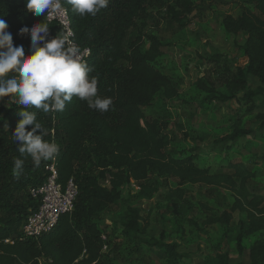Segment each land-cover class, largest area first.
<instances>
[{
  "label": "trees",
  "instance_id": "1",
  "mask_svg": "<svg viewBox=\"0 0 264 264\" xmlns=\"http://www.w3.org/2000/svg\"><path fill=\"white\" fill-rule=\"evenodd\" d=\"M241 1L248 6L244 5L236 16L225 15L222 25L230 34L246 35L242 50L248 62L234 70L224 67L226 94H214L216 90L201 79L196 84L208 94L205 99L210 101H231L240 92L244 93L238 100L248 103V114L258 109L256 118L260 129H264V85L256 91L248 88L251 75L262 76L264 83V0ZM61 2L68 11L74 40L80 48L91 50L86 64L90 75L97 77L98 95L111 98L113 103L108 111L100 112L74 97L63 111L54 114L28 109L37 112V119L47 130L44 138L60 146L54 156L58 181L66 186L73 178L79 190L74 211L64 214L50 233L34 239L24 238L21 227L40 205L31 192L45 181L47 165L53 158L35 167L30 156H20L12 139L21 119L20 106H8L7 96L0 99V264H39L43 256L54 264H111V254L102 250L105 244L109 246L100 228L106 211L113 205L129 206L121 227L131 238L137 237L140 220L145 219L140 207L122 197L121 188L132 183L139 187L140 200L153 198L164 187L166 200H184L186 184L206 186L209 194L228 191L233 201L221 213L209 203L200 205L206 212L203 224L228 225L235 212L244 213L246 222H240L242 232L237 237L238 251L243 253L244 235L264 231V196L249 185L254 171L242 162H229L213 170L198 161L197 147L190 152L178 149L177 134L168 120L161 115L146 116V111L154 107L156 97L165 102L178 101L181 97V82L157 66L164 53L163 42L146 32L148 20L154 19L148 8L161 0H108L107 7L96 15L83 18L73 13L64 0ZM25 4L26 0H0V19L8 24L7 31L14 43L25 45L27 55L30 54V33L20 34L19 30L42 22L46 12L36 16ZM46 22L50 25L49 38L61 35L58 23ZM168 116L171 118L170 113ZM242 122L243 116H237L233 130L222 140H216V144L235 143L250 135L252 130L242 128ZM15 158L24 159L19 178L12 174ZM170 179L175 181L174 186L169 184ZM142 242L163 250L168 264L183 259L175 243L157 242L155 238ZM140 249L137 247L136 259ZM249 259L250 264H264V241L249 249ZM204 264L232 263L227 252H218Z\"/></svg>",
  "mask_w": 264,
  "mask_h": 264
},
{
  "label": "rangeland",
  "instance_id": "2",
  "mask_svg": "<svg viewBox=\"0 0 264 264\" xmlns=\"http://www.w3.org/2000/svg\"><path fill=\"white\" fill-rule=\"evenodd\" d=\"M244 5L241 0H161V3L148 8L154 19L148 20L146 32L158 36L164 44V53L157 66L163 73L179 80L182 87L178 102H165L156 97L154 107L146 111V116L161 115L168 120L177 134L176 143L180 148L189 151V148L198 146L202 160H210L214 167L222 161L224 152L234 161H247L264 154V130L258 129L260 122L256 118L258 109L246 113L248 103L238 100L244 93L237 94L235 102L239 106L235 104L232 108L230 100L205 99L208 94L196 84L201 79L216 90L214 94H226L224 67L234 70L246 64L247 58L242 50L246 35L242 32L230 34L222 25L225 15L240 14ZM158 19L160 23L156 24ZM146 42L148 46L149 42ZM263 85L262 76H249L250 90L256 91ZM258 98L260 100V95ZM237 116H243V127L252 129L253 137L240 138L228 151L222 148L228 146V142L216 144V140H222L233 130ZM185 135L191 138L192 143ZM255 169L253 183L261 188L264 195V165ZM169 184L174 186L175 181L170 179ZM183 188L187 192L185 199L174 198L172 201L165 199V187L153 198H143L142 201L138 198L139 187L135 183L121 188L122 197L129 199L133 206L140 207L145 219L140 220L137 237L131 238L123 233L121 227L129 206L113 205L106 211L100 228L109 243L111 264H168L167 254L162 255L163 250L142 242L151 238L157 242L177 244L176 251L183 254V259L175 264H204L218 252H227L232 264H250L249 249L264 241V231L244 235V251L240 253L237 237L242 232L240 222H246V215L235 212L228 225H204L206 212L200 206L209 203L219 214L233 201L230 193L219 191L209 194L203 185L186 184ZM137 247L141 248L138 259L135 257Z\"/></svg>",
  "mask_w": 264,
  "mask_h": 264
},
{
  "label": "clouds",
  "instance_id": "3",
  "mask_svg": "<svg viewBox=\"0 0 264 264\" xmlns=\"http://www.w3.org/2000/svg\"><path fill=\"white\" fill-rule=\"evenodd\" d=\"M64 2L82 18L96 15L108 4V0ZM25 6L36 16L45 12L47 15L31 28L27 25L20 28V34L30 33V54L27 55L25 45L14 43L7 31L8 24L0 19V99L7 96L8 106H20L21 119L12 139L20 156H30L34 166L39 167L42 161L54 158L60 146L44 138L47 130L37 119V112L29 108L54 114L63 111L75 97L86 101L90 109L106 112L113 101L98 95L97 77L91 76L88 65L81 61L79 48L69 39L72 33L49 38L50 25L46 21L61 9V0H26ZM23 166V158L14 159L12 174L16 178L21 176Z\"/></svg>",
  "mask_w": 264,
  "mask_h": 264
},
{
  "label": "built area",
  "instance_id": "4",
  "mask_svg": "<svg viewBox=\"0 0 264 264\" xmlns=\"http://www.w3.org/2000/svg\"><path fill=\"white\" fill-rule=\"evenodd\" d=\"M48 21L56 22L60 25L61 35L73 34L69 39L79 48L81 61L87 63L91 56V50L90 48H80L74 40L71 20L66 7L62 4L61 9L58 12H54ZM61 22H63V26ZM52 133H54V130H52ZM57 165V159L54 157L47 165L45 181L40 187L33 189L31 192L33 198L40 201V205L37 210L32 211L28 215L21 227L24 238L38 239L40 236L50 233L64 214L74 211L75 201L79 193L78 186L73 178L68 181L66 186H63L58 181L59 171ZM103 239H106L105 235H103ZM6 242H9V240H6ZM102 250L107 253L109 250L108 244H105ZM39 264H54V262L43 256L39 258Z\"/></svg>",
  "mask_w": 264,
  "mask_h": 264
},
{
  "label": "crops",
  "instance_id": "5",
  "mask_svg": "<svg viewBox=\"0 0 264 264\" xmlns=\"http://www.w3.org/2000/svg\"><path fill=\"white\" fill-rule=\"evenodd\" d=\"M180 87H182V83H180ZM180 94H181V91H180ZM178 102V101H177ZM238 105L239 106V104H237L236 102H235V99H232L231 100V106H232V108H234V105ZM259 125H260V123H259ZM259 125H258V129L259 130H264V129H260V127H259ZM244 126V121L242 122V128H244L243 127ZM248 129V128H247ZM250 129V128H249ZM252 130V129H251ZM230 133V132H229ZM252 134H253V130H252V133L250 134V135H247V136H244V137H249V136H252ZM253 137V136H252ZM251 137V138H252ZM242 138V137H241ZM240 139V138H239ZM238 139V140H239ZM237 140V141H238ZM187 141L189 142V143H192V141H191V138L190 137H188L187 138ZM258 142H260L259 140H257ZM226 143V142H225ZM229 144H227L228 146H222V148H226V150H231L232 148H234V146H235V144H236V142L235 143H232V142H228ZM181 147V146H180ZM178 148L179 150H184V149H182V148ZM198 148V146H194L193 148H189V151H187V152H190V149H195V148ZM228 147H230V149L228 148ZM222 148H220V149H222ZM199 149V148H198ZM199 152H200V150H199ZM201 153V152H200ZM222 155H223V157H222V161L218 164V166L217 167H220V166H224V165H227L229 162H242L243 164H245V165H247L251 170H253L254 171V173H255V170H257V169H255L256 167H262V165H264V154L263 155H260L261 157H258L257 155H255V156H253V159H249V160H247V161H243V160H239V161H234L232 158H230V156H228V154L226 153V152H224V153H222ZM198 161L199 162H202V163H205L207 166H211V168L214 170V169H216L217 167H214V165L211 163V161L209 160H205V159H203L202 160V158L201 157H199V159H198ZM263 163V164H262ZM255 180H254V177L250 180V182H249V185H250V187L252 188V189H254V190H256L257 192H259L260 194H262L263 195V193L261 192V188L259 187V186H257V185H255L253 182H254ZM264 196V195H263Z\"/></svg>",
  "mask_w": 264,
  "mask_h": 264
},
{
  "label": "water",
  "instance_id": "6",
  "mask_svg": "<svg viewBox=\"0 0 264 264\" xmlns=\"http://www.w3.org/2000/svg\"><path fill=\"white\" fill-rule=\"evenodd\" d=\"M248 62V57H247V59H246V63Z\"/></svg>",
  "mask_w": 264,
  "mask_h": 264
}]
</instances>
